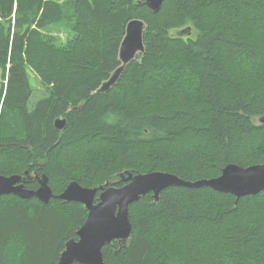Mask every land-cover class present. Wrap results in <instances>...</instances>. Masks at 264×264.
<instances>
[{"label": "trees", "instance_id": "obj_1", "mask_svg": "<svg viewBox=\"0 0 264 264\" xmlns=\"http://www.w3.org/2000/svg\"><path fill=\"white\" fill-rule=\"evenodd\" d=\"M145 1L0 0V176L46 175L58 196L72 182L122 187L124 172L197 182L264 164V0H165L158 13ZM135 19L145 51L98 94ZM87 217L78 203L3 197L0 264H58ZM130 220L106 264H264V191L169 188Z\"/></svg>", "mask_w": 264, "mask_h": 264}, {"label": "water", "instance_id": "obj_2", "mask_svg": "<svg viewBox=\"0 0 264 264\" xmlns=\"http://www.w3.org/2000/svg\"><path fill=\"white\" fill-rule=\"evenodd\" d=\"M165 0H146V6L158 13ZM147 27L144 21L135 19L127 25L126 36L120 48L121 66L97 91L106 94L115 87L127 67L145 51L144 35ZM178 36L190 37L192 28L177 32ZM258 121L264 124V118ZM67 126L65 119H58L55 127L63 132ZM122 187L106 183L100 188H86L78 182H72L67 189L56 196L46 175L25 172L21 175L0 176V201L5 196L14 195L23 200L38 199L48 205L52 200L66 203H78L88 211L85 223L77 232V239H71L65 245L58 264H106L103 249L114 242L127 246L133 225L130 220V207L149 194L156 202L161 193L169 188L189 189L210 188L216 192L231 194L239 201L244 197L256 196L264 191V164L251 167L229 165L222 174L214 179L188 182L180 177L163 172L133 175L124 172L119 176ZM38 182L37 190L26 186ZM100 193L96 203L97 195Z\"/></svg>", "mask_w": 264, "mask_h": 264}, {"label": "rangeland", "instance_id": "obj_3", "mask_svg": "<svg viewBox=\"0 0 264 264\" xmlns=\"http://www.w3.org/2000/svg\"><path fill=\"white\" fill-rule=\"evenodd\" d=\"M51 32L53 33V34H55L57 37H59V38H61V39H65L66 38V36L68 35V33H67V29L64 27V26H56V27H54L52 30H51ZM0 82H1V73H0ZM35 84H36V89H37V91L35 92V94H34V97H33V99H32V101H31V105H32V107H34V105H35V103L38 101V99L40 98V96H41V92H42V87H41V85L39 84V81L36 79L35 80ZM35 84H34V86H35Z\"/></svg>", "mask_w": 264, "mask_h": 264}, {"label": "flooded vegetation", "instance_id": "obj_4", "mask_svg": "<svg viewBox=\"0 0 264 264\" xmlns=\"http://www.w3.org/2000/svg\"><path fill=\"white\" fill-rule=\"evenodd\" d=\"M27 186H28V185H27ZM27 186H26V187H27Z\"/></svg>", "mask_w": 264, "mask_h": 264}]
</instances>
